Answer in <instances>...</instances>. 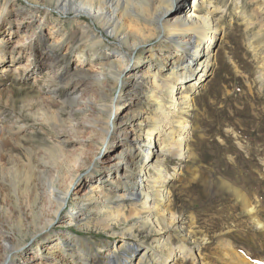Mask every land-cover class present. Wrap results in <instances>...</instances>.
Segmentation results:
<instances>
[{"label":"bare ground","instance_id":"bare-ground-1","mask_svg":"<svg viewBox=\"0 0 264 264\" xmlns=\"http://www.w3.org/2000/svg\"><path fill=\"white\" fill-rule=\"evenodd\" d=\"M23 1L32 9L17 17L16 24L18 30L26 27V31L31 28L33 31L30 35H25L23 40L16 41L14 46L0 42V60L5 56L18 58L27 51L32 55V50L35 49L32 44L33 37H40L43 27L49 22L50 32L59 34L52 45L58 46L67 39H74L68 49L74 45L77 57L85 58L88 60L87 64H93L94 67L93 70H85L84 65H77L69 81L67 78L63 85L66 96L62 103L71 106L73 111L82 113L83 118L78 121L72 118L73 123L68 128L59 122L60 118L48 112L43 113V120L53 132L58 131V135L71 131L77 137L88 127L94 150H99L107 140L109 148L120 144L121 138L116 137L119 133L123 134L125 143L130 144L131 151L140 149L141 155L137 162H130L129 155L123 150L109 160L111 162L116 159V166L122 162L131 167L129 178L132 182L130 183L127 177L128 191L120 193V188L109 193H90L92 197L89 201L95 196L99 214L110 215L108 219L101 221L102 229L111 232L112 236L119 234L115 226L121 224L124 217L126 200L130 201L132 208L133 226L140 223L143 227L150 226L157 235L176 225L181 226L182 220L169 211L172 203L170 180L174 175L168 169L169 159L178 158L180 162L190 160L188 141L192 127L188 114L194 109V97L191 92L201 86L205 71L204 68L202 74L196 76V69L200 66L212 68L216 65L219 53L214 44L223 32L217 15L226 9L212 5L211 0H193L192 6L184 7L182 5L188 0ZM254 2L259 4L257 12L252 11L249 16L236 4L237 15L248 28L256 24L255 17L258 20L261 17L263 20L261 19L260 27L263 28L264 0ZM176 4L179 6L175 10ZM5 9L7 17L10 16L12 11ZM53 12L58 17L74 18L71 30L64 31L66 28L59 25L57 18L52 15ZM71 14L72 16H69ZM4 25L5 19L0 17V31ZM111 43H115L117 49H111L108 46ZM153 43L156 45H151ZM174 44H177L175 48ZM34 54L36 56L38 53ZM51 57L50 60L47 56L49 63H46L45 56L41 58L39 55L35 63H32L34 73L39 72L45 65L48 66L46 76L48 81L52 80V90L48 96H33L38 103H42L45 97L51 103L57 97L62 98L56 85L61 82L55 80L60 73L54 69L56 54ZM142 62H147V65L151 63L147 70H141ZM21 65L17 68L8 67L3 73L16 72L21 68L30 69L29 64ZM262 65L264 66V63ZM153 68H158L157 70L164 74H151L149 70ZM260 76L263 77L264 74L260 73ZM85 78L94 81L88 83ZM188 78H193L190 83L193 85L192 89L191 85L185 84ZM87 92L91 95H84ZM139 96L146 99L151 112H132L131 121L134 122L132 125L135 128L133 131L132 127H122L125 118L120 116V107L124 101L138 99ZM101 102L103 103L100 104ZM18 117L14 115V118ZM13 125L14 128L0 126V264L6 261L5 255L7 257L9 251L13 253L11 258H14L23 250L21 247L27 237H32L35 241L42 239L23 252V255H19L15 264H26L24 258L29 252L34 255L29 258L31 264H51V261L53 264H157L161 262V257L172 261L177 257L179 250L175 249L171 255L167 254L163 250L165 240L160 239H155L156 245L144 249L139 258H135L131 249L124 244L113 252L96 256L93 254L96 245L62 233L61 236L56 235L57 241L61 239V242L53 244L55 238L49 236L48 230L70 201L75 208L65 217V222L59 225L79 224L82 228H89L91 225L83 211L87 210L85 208L88 207V200L81 201L77 193H72L77 176L75 170L84 164L85 156L81 153L67 165L70 157L65 150L68 140L57 136V141L48 146L42 158L35 157L30 149L26 150L29 156L27 164L22 158L18 159L14 155L8 157L5 155L7 145L17 142L13 136L21 134L25 127L19 126L18 121ZM143 144L148 145V148L141 149ZM149 147L156 148L158 152H150ZM149 155H152V158H149ZM3 159L7 161L4 162ZM8 161L13 163L12 168L6 165ZM63 167L66 169L62 174ZM118 175L119 173L115 177ZM117 180L119 181V176ZM125 231L129 233L131 230ZM69 245L71 247L66 249ZM189 251L182 248L184 255H190ZM57 253L60 254L58 258L55 256ZM63 255L65 257H62Z\"/></svg>","mask_w":264,"mask_h":264},{"label":"rangeland","instance_id":"rangeland-1","mask_svg":"<svg viewBox=\"0 0 264 264\" xmlns=\"http://www.w3.org/2000/svg\"><path fill=\"white\" fill-rule=\"evenodd\" d=\"M192 1H186L182 7L192 6ZM211 1L212 5L223 6L226 9L217 15L223 26L220 38L215 40L216 44H214L219 55L216 65L212 68L200 66L196 69V76L202 74L204 68L205 71L201 86L191 92V96L194 97V109L188 114L192 127L188 141L190 160L180 162L178 158H171L168 164L169 172L174 174L171 177L173 180H170L172 203L169 211L182 220V225L164 230L161 235L155 234L150 226L143 227L141 223L133 226L132 208L130 201L126 200L124 217L121 219V224L115 226L119 234L112 236L111 232L102 229L101 222L110 215L99 214L95 205L97 202L95 196L89 201L92 197L91 191L109 193L120 188V193L128 191L127 177L129 178L131 167L122 162L116 166V159L111 162L109 160L118 156L123 150L129 155L130 162H137L141 155L140 149L131 151L130 144L125 143L126 139L119 133L116 137L121 138L120 144L109 148V140H107L99 150H94L88 127L77 137L71 131L59 136L58 131L53 132L43 120V113L48 112L60 118L59 122L64 123L65 128H68L74 118L77 121L83 118L82 113L75 112L71 106L62 103L66 96L63 85L67 78L69 81L77 65H84L85 70L94 69L93 64H87L88 60L77 57L74 45L73 48L68 49L74 39H67L58 46L52 45L59 34H52L48 26L50 23L47 22L43 27L42 35L38 38L33 37L32 44L35 49L32 50V55L27 51L18 58L5 56L0 60V126L14 128L15 121H18L19 126H25L21 134L13 136L17 142L7 145L5 155L22 158L27 164L29 161L27 149H30L35 157L42 158L48 146L55 143L58 136L68 140L65 150L70 157L66 162L67 165L70 164L71 159H77L81 153L85 156L84 164L79 165L75 170L77 176L72 193H77L81 201L88 200V207L85 208L87 210L83 211L91 225L89 228H82L79 224L59 225L65 222V217L75 208L69 200L68 205L60 216L55 218L52 227L48 230L49 236L55 238L53 244L61 240L57 241L56 235L61 236L62 233L73 239L96 245L93 253L96 256L113 252L124 244L131 249L135 258H139L144 249L155 246V241L160 239L165 240L163 250L167 254L171 255L175 249L179 250V253L173 261L161 257V262L157 264H163L164 261L165 264H264V76H260V73L264 74L262 65L264 27H260L263 19L259 17V21L255 17L256 24L248 28L237 15L236 4L240 5L249 16L252 11L257 12L259 4L254 0ZM178 6L176 4L174 9L176 10ZM5 8L12 11L8 17ZM29 9L32 7L23 0H0V17L5 19V25L0 31V42L14 46L16 41L23 40L25 35L32 33L33 28L27 31L26 27L18 30L16 24L17 17H21L22 13ZM52 15L57 18L61 27L66 28L64 31L71 30L74 18L58 17L55 12ZM151 45L154 46L156 43ZM108 46L117 49L115 43ZM176 46L177 44L173 45L174 48ZM34 53L38 54L35 56ZM54 54H56L54 69L60 72L55 80L61 82L56 85L60 89L62 98L57 97L51 103L45 97L42 103H38L33 96L37 94L42 97L48 96L49 91L52 90L50 84L52 80L48 81L46 76L48 66L45 65L37 73L32 72V66L39 55L41 58L45 56L44 61L49 63L47 56L51 60ZM146 63L142 62L141 70H147V66L151 64ZM20 64L26 66L29 64L30 69L21 68L16 72L3 73L4 69L17 68ZM157 69L153 68L149 71L151 74L157 72L158 76H162L164 72L161 73ZM85 81L92 83L94 80L85 78ZM192 82L193 78H188L185 84L191 85L192 89L193 85L190 84ZM88 94L91 95L89 92L84 93V95ZM120 110L121 118H125L122 127L128 129L132 127L133 130L134 122L131 121V115L139 110L151 112V107L145 98L140 97L124 101ZM14 115L20 118H14ZM147 146L143 144L141 149ZM153 150L157 151L156 148H150V152ZM3 161L6 162L7 159ZM6 165L9 168L13 167L10 161ZM62 169L63 174L66 168ZM150 172L152 173V170ZM117 173H119V181L118 176L115 177ZM129 181L132 182L130 178ZM73 197L72 195L71 199ZM127 229L131 231L128 233L125 231ZM41 239L35 241L32 237H27L21 247L23 250H20L14 258H11L13 253L9 251V255L7 257L5 255L6 261L2 264L17 263V257L23 255V252ZM70 247V245L66 246V249ZM182 248L186 251L190 250V255L182 254ZM33 256V252L25 256L26 264H31L29 261ZM55 256L58 258L60 254L57 253Z\"/></svg>","mask_w":264,"mask_h":264}]
</instances>
